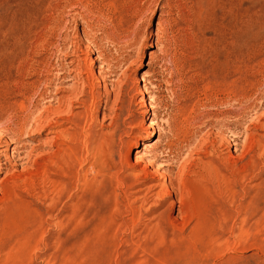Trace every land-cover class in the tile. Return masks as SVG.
<instances>
[{
  "label": "rangeland",
  "instance_id": "rangeland-1",
  "mask_svg": "<svg viewBox=\"0 0 264 264\" xmlns=\"http://www.w3.org/2000/svg\"><path fill=\"white\" fill-rule=\"evenodd\" d=\"M253 56L264 0H0V264H264Z\"/></svg>",
  "mask_w": 264,
  "mask_h": 264
},
{
  "label": "bare ground",
  "instance_id": "bare-ground-1",
  "mask_svg": "<svg viewBox=\"0 0 264 264\" xmlns=\"http://www.w3.org/2000/svg\"><path fill=\"white\" fill-rule=\"evenodd\" d=\"M248 66H249V70H248V79H249V86L251 88V90H255L257 87H259L261 84H262V79L264 78V56L261 58V59H258V58H255L254 56L251 57L248 61ZM264 82V81H263ZM263 85V84H262ZM262 88V87H261ZM62 89V88H61ZM59 94L57 95H60V92H58ZM50 100H53L55 101L58 105H62L65 100H66V97L64 96H55L53 99H50ZM52 101V102H53ZM50 102V101H49ZM66 105V103H65ZM53 108V107H51ZM55 109V108H54ZM48 110H49V107L45 108L44 111H43V115L47 116L48 114ZM51 110V109H50ZM52 113V112H51ZM41 116V115H40ZM50 116V115H49ZM43 117V116H42ZM45 120V118H44ZM51 127V125L49 126L48 125V128L47 127H43V132L47 131L49 128ZM49 132V131H48ZM57 133V132H56ZM48 135V134H47ZM58 135V134H57ZM56 143V142H55ZM74 143V140L73 139H68L67 141V144H72ZM148 143H146L145 145H147ZM98 145V144H97ZM55 146H58L57 143L55 144ZM65 146V145H64ZM63 146V147H64ZM147 147V146H146ZM149 147V146H148ZM59 148V147H58ZM154 148V147H153ZM70 150L69 148H64V151H68ZM59 152V151H58ZM90 156V155H89ZM167 157V156H166ZM163 158L162 155H159V154H154L153 156V159L155 160V162H159L161 161ZM165 163V162H164ZM170 167V166H169ZM100 171H102V169H100ZM47 173V172H46ZM44 172V175L46 174ZM169 174V173H167ZM210 174H213V175H210ZM215 172H211L210 171V168L206 167L205 169V174L203 176V179H204V183H206V185L208 184L209 185V178H214L215 179V176H214ZM47 177H45V182L46 183H51L50 180H49V177L48 175L46 174ZM172 176V175H171ZM169 177V176H168ZM95 178V177H94ZM98 179V178H97ZM117 179L119 181L123 180H127L126 178H122V172H120V174H118L117 176ZM257 180H260V175L256 172L254 166L252 165V168H251V172H250V175H249V178H248V181H249V184H251L250 186H248V197L250 196V200L248 201V205L250 204V206H253V207H256L255 204H257L258 200L259 199H263L264 197V191H262L263 187H264V182L260 185H255L253 184L255 181ZM179 181V180H178ZM177 180H175L173 177L170 178V181H169V185L168 186H164V189H168L170 188L171 191H169V194L172 195V193L176 194L179 196V204H181V209L186 207V205L188 204V201H189V198H190V192H188V189L185 185V181L184 180H180L179 183H178V187H175V184H176ZM211 183V181H210ZM121 184V183H120ZM122 185V184H121ZM123 186V185H122ZM177 186V185H176ZM52 187L56 188V182H53V185ZM50 187H48V185H46V191L49 189ZM175 188H177L175 190ZM167 191V190H166ZM138 192V191H137ZM156 195V194H155ZM170 195L168 197H170ZM158 196V195H157ZM106 198V197H105ZM158 198V197H157ZM178 203V202H177ZM176 204V203H175ZM131 205V204H130ZM139 209V208H138ZM182 210V211H183ZM50 212V210H47L45 211L44 213V216L48 215ZM264 212V210H261V213ZM259 213V212H258ZM252 216L255 214L254 213V210L251 212ZM264 215V213H263ZM51 216V214H50ZM54 217V215H53ZM55 218V217H54ZM48 219V218H47ZM193 219V218H192ZM47 222V221H45ZM49 222V221H48ZM48 224V223H47ZM60 230V229H59ZM153 231H161V228H155L153 229ZM149 232V231H148Z\"/></svg>",
  "mask_w": 264,
  "mask_h": 264
}]
</instances>
